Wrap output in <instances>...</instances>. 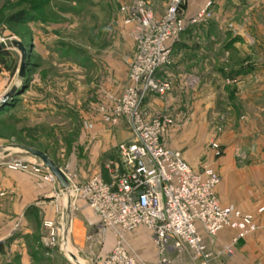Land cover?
<instances>
[{
	"label": "rangeland",
	"instance_id": "1",
	"mask_svg": "<svg viewBox=\"0 0 264 264\" xmlns=\"http://www.w3.org/2000/svg\"><path fill=\"white\" fill-rule=\"evenodd\" d=\"M144 1L157 15L169 5V0ZM208 1L213 3L211 17L182 34L174 45L172 64L164 71V78L172 83L169 94L176 93L179 106L161 113L144 102L146 115L169 119L166 133L182 117L188 127L207 134L212 126L209 101L233 96L239 83L246 97L264 98V0H185L184 16L197 14ZM136 4L137 0H0V34L22 41L31 53L29 80L12 97L13 105L0 111V168L47 183L10 167L35 159L11 148L28 145L48 153L78 184L96 173L111 177L119 163L116 145L132 140V133L125 119L112 126L104 114L114 106L113 97H122L129 84L130 66L144 33L139 23L127 21L131 13L124 7ZM202 49L214 53L213 57ZM6 50L9 68L1 65L0 72L17 81L21 53L16 48ZM175 65L190 74L180 75ZM194 65L195 71L201 67L203 73L192 75ZM239 70L244 71L242 77ZM198 98L200 106H196ZM210 149L211 142L195 154L203 161L201 167L209 163ZM16 204L15 196L0 208V231L21 228ZM47 222L53 221L44 222L49 240ZM58 237L59 244L53 248L60 257L56 264H66L62 236Z\"/></svg>",
	"mask_w": 264,
	"mask_h": 264
},
{
	"label": "built area",
	"instance_id": "2",
	"mask_svg": "<svg viewBox=\"0 0 264 264\" xmlns=\"http://www.w3.org/2000/svg\"><path fill=\"white\" fill-rule=\"evenodd\" d=\"M184 2L169 0L162 15H157L144 0H137L133 8L124 7L131 13L128 23H139L144 33L130 66L129 84L122 97H113L114 106L104 114V120L112 126L125 119L134 137L132 142L121 141L117 145L119 163L111 175L112 182L96 173L78 184L63 170L71 182L70 194L85 201L114 234L115 244L104 264H148L130 251L127 239L129 233L141 228L152 234L160 264L171 263L167 256L171 248L178 252L188 250L192 261L211 264L212 254L204 235L216 237L224 229L233 230L232 242L225 248L226 253H232L235 243L260 229L254 215L221 203L216 194L221 176L212 163L195 170L181 151L163 143L169 119L150 117L143 111L150 94L164 96L172 90L171 81L163 75L172 64L175 43L189 27L212 15L213 3L208 1L197 14L186 17L182 11ZM6 41L0 34V43ZM17 81L0 72V99L13 86L21 85ZM211 148L216 157L221 156L217 141L211 142ZM10 167L56 184L35 159ZM46 226L51 231L48 247L53 249L59 244V230L53 222ZM60 247L65 252L63 238Z\"/></svg>",
	"mask_w": 264,
	"mask_h": 264
},
{
	"label": "crops",
	"instance_id": "3",
	"mask_svg": "<svg viewBox=\"0 0 264 264\" xmlns=\"http://www.w3.org/2000/svg\"><path fill=\"white\" fill-rule=\"evenodd\" d=\"M202 50L213 57L214 53ZM173 68L180 75L190 74L182 66ZM196 68L194 65L192 75L203 73L201 67L195 71ZM239 72L242 77L244 71ZM237 88L233 96L226 94L220 101L216 98L214 103L209 101L212 126L207 134L202 136L194 131L181 117L176 126L163 136V143L181 151L195 170H201L203 162L195 154H200L212 141L220 144V157H216L212 149L208 155L209 162L221 176L216 194L223 205L254 215L260 229L235 243L232 253H226L225 248L232 242L233 230L224 229L216 237L204 235L208 252L212 254L211 264H264V210L260 212L264 209V98L246 97L240 83ZM175 94L165 98L150 95L146 100L147 106L161 113L175 111L179 106ZM196 100V106H200V99ZM131 138L122 142H132L133 135ZM90 177L80 182H87ZM104 178L112 182L111 177ZM0 191V208L16 196V211L23 220L19 230L1 228L0 244L4 251L0 253V260H4V264H56L60 257L57 249L48 247V229L44 226L47 219L54 222L64 239L65 249L71 251L64 252L66 264H104L105 256L114 247L115 237L85 201L75 199L57 184L43 183L3 168H0ZM127 239L130 251L141 260L160 264L158 249L148 229H137L129 233ZM167 256L170 264H199L192 261L187 250L178 252L171 248Z\"/></svg>",
	"mask_w": 264,
	"mask_h": 264
},
{
	"label": "water",
	"instance_id": "4",
	"mask_svg": "<svg viewBox=\"0 0 264 264\" xmlns=\"http://www.w3.org/2000/svg\"><path fill=\"white\" fill-rule=\"evenodd\" d=\"M11 48H16L21 53L18 83L22 84L27 77V69L29 66V51L22 41L16 39H9L5 43H0V51ZM17 94L18 86L15 85L7 94H5L0 99V107L7 105L12 97L16 96ZM11 148L16 150L18 149L19 153L27 155L31 158H35L36 160L41 162L44 168L47 169L49 173L54 177L57 186L61 190H68L71 188V182L66 176L65 172L62 170V168H60V165H58L45 151L28 145H13Z\"/></svg>",
	"mask_w": 264,
	"mask_h": 264
},
{
	"label": "trees",
	"instance_id": "5",
	"mask_svg": "<svg viewBox=\"0 0 264 264\" xmlns=\"http://www.w3.org/2000/svg\"><path fill=\"white\" fill-rule=\"evenodd\" d=\"M25 14V13H24ZM23 13H22V15H24ZM21 15V16H22ZM23 18V17H22ZM15 20L16 21H21V19H20V17L19 16H17L16 18H15ZM27 47V46H26ZM27 49H29L28 47H27ZM9 54H10V51H8V50H3V51H0V66L2 65L3 67H6V68H9V66H8V64H7V60H6V58L9 56ZM30 55H31V53H29V59H30ZM30 61V60H29ZM0 71H1V68H0ZM29 71H30V63H29V66H28V69H27V77H26V79H25V81L20 85V86H18V94L20 93V90H19V88H21V86H24V84L29 80ZM237 75L236 74H231V75H229V77H231V78H234V77H236ZM17 96V95H16ZM13 101H14V99H11L10 100V103L9 104H7V106H9V105H13V104H11V103H13ZM4 109V107H0V111L1 110H3ZM4 251V249H3V245L2 244H0V253L1 252H3Z\"/></svg>",
	"mask_w": 264,
	"mask_h": 264
},
{
	"label": "bare ground",
	"instance_id": "6",
	"mask_svg": "<svg viewBox=\"0 0 264 264\" xmlns=\"http://www.w3.org/2000/svg\"><path fill=\"white\" fill-rule=\"evenodd\" d=\"M69 247V246H68ZM67 251V250H66ZM71 252L70 249H68V253Z\"/></svg>",
	"mask_w": 264,
	"mask_h": 264
}]
</instances>
